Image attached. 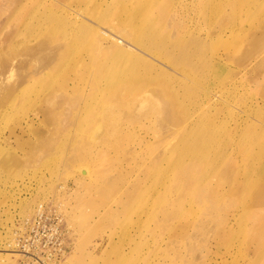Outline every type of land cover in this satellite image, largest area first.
Wrapping results in <instances>:
<instances>
[{
  "label": "rangeland",
  "instance_id": "374dc122",
  "mask_svg": "<svg viewBox=\"0 0 264 264\" xmlns=\"http://www.w3.org/2000/svg\"><path fill=\"white\" fill-rule=\"evenodd\" d=\"M44 11L59 20L37 32L55 48L42 72L27 55L0 73V264H264V0H56ZM101 18L166 61L165 119L159 78L121 92L125 105L106 97L119 61L95 37ZM5 22L18 27L12 49L36 35ZM52 30L65 37L49 42ZM37 221L36 233L62 224L63 257L18 244Z\"/></svg>",
  "mask_w": 264,
  "mask_h": 264
},
{
  "label": "bare ground",
  "instance_id": "6f19581e",
  "mask_svg": "<svg viewBox=\"0 0 264 264\" xmlns=\"http://www.w3.org/2000/svg\"><path fill=\"white\" fill-rule=\"evenodd\" d=\"M27 1L29 0H0V73H3L4 71H6V69L7 71L8 69H13V68L20 70L22 68V65L23 68H26L28 62L26 58L27 55L34 57V59H32L31 61V64L33 63V60H36L37 66L35 67V71L41 73L43 65L40 64V59L42 61L43 56L45 55L52 56L54 54L55 48L52 45L49 44L44 45L43 42H40L39 35L37 32L39 31L40 33H43L44 21L48 23H53L52 24L53 27L56 24L55 22L59 20L58 17L56 16L50 14H46V15L43 14V12H45L44 10H46L47 8L49 7L54 8L56 6V0H42V2H39L30 10L26 7ZM13 3H14V7H17L21 3H24L23 6L20 7L21 12L19 14L14 12L15 9H10ZM6 11H10V12L6 13ZM3 15L5 16L2 19L1 17H3ZM11 18H15L17 21H21V24L22 22L29 23L30 24L29 26H31L35 30L34 32H36L35 33L36 35H34L32 38L27 39V42L23 47H21V44L14 41L15 42L14 47L13 49L11 48L10 41L15 38L16 30L18 27L14 25H10L11 28H9L6 31H3L2 26H4V24L6 23L5 20L10 21ZM101 21L102 18L99 20L98 23H95V27H96L95 30L97 31L95 37L100 44L112 43L113 44L112 49L114 52L112 53L108 48L107 49L111 52V55L114 56L112 59H115L116 62L117 60L119 61L117 62L114 68L110 67L112 77H114L115 80L113 82L107 83L106 90L108 91V94H106V97L108 98L110 97L111 102H114L117 105H123L124 102L120 103L119 101V96L121 92H123L126 96L130 94H133L134 96H138L141 93L145 92L146 86L151 82V80L155 78H159L160 91L164 96L162 100V102H164V105L162 103V105L164 106V107L162 106V113L164 114L163 119H165V117H167L166 109L174 106V100L172 98V93L169 86L170 79L172 78V76L169 72L170 70H168L167 68L168 65L166 61L161 60L159 57H155L145 53L142 54L140 52L139 53L135 52L132 47L128 46V43L124 41L123 38H118L119 36L113 34L110 30L102 27ZM63 25L68 27L67 24L63 23ZM86 27L87 26L85 24H82L80 26L81 30L85 29ZM55 34L54 31L52 30V33L49 34V36L47 37L49 42H56L57 40L63 39L65 37L64 33H60L59 34L60 36ZM74 38L75 37L72 38L71 46L76 47L77 41ZM70 49H71L70 46H68L67 44H63L64 52L70 53ZM121 49H123V51ZM16 56H20V58H22L21 59L22 61L19 63L16 62V64H14L13 57L15 58ZM119 58L123 60L121 63ZM175 67L179 68L180 66L177 65ZM179 79L180 77L175 78V80L177 81ZM70 80H72V77L70 75L64 76L63 79L61 80L62 85H68V81ZM98 80L99 79L97 78V81ZM110 80L112 79L110 78ZM175 80L173 78L174 82H176ZM125 95L124 97L127 98ZM142 98L143 97H141V99ZM154 102L155 101L145 99L144 104L150 105L153 104ZM173 114L177 118V120H181V118L183 117V112L181 111L179 112L175 111L173 112ZM98 135L99 133L97 130L92 135L93 139L91 140L97 141L99 139ZM39 208L37 211L40 210ZM39 216H41V212L39 213Z\"/></svg>",
  "mask_w": 264,
  "mask_h": 264
},
{
  "label": "built area",
  "instance_id": "2783aa9c",
  "mask_svg": "<svg viewBox=\"0 0 264 264\" xmlns=\"http://www.w3.org/2000/svg\"><path fill=\"white\" fill-rule=\"evenodd\" d=\"M48 212L47 210H42V213H46ZM58 216V215H57ZM59 217V216H58ZM60 218V217H59ZM29 222V221H28ZM30 223V222H29ZM27 223V225L29 224ZM56 224H58V222L56 221ZM26 225V226H27ZM40 226L39 221H37L35 223V227L32 224L28 229H26L25 231H22L20 233V237L17 238V242L19 245L23 244V245H40L41 247V252L40 254L34 253V255H38L41 256L42 258H45L47 261L49 260H57L59 257H63L64 255V251H62L61 247L62 245H64V242H61V239L63 241V237L64 234H62L61 232V228L62 224L58 227H55V225H53V223H45L41 226V228L39 229V232H34L36 229ZM31 234V235H30ZM31 236L28 239V236ZM26 237V238H23ZM54 240V241H52ZM49 246V247H48ZM52 247V248H50ZM23 251L26 252H30L32 251L31 247L29 246L27 250H25V248H22ZM36 249V247L34 248ZM33 255V257H35ZM45 262H43L44 264Z\"/></svg>",
  "mask_w": 264,
  "mask_h": 264
}]
</instances>
